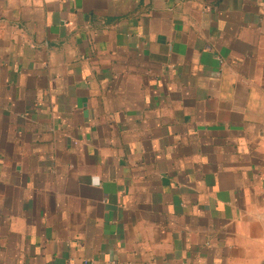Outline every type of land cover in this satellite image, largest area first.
Returning <instances> with one entry per match:
<instances>
[{
  "label": "crops",
  "instance_id": "obj_1",
  "mask_svg": "<svg viewBox=\"0 0 264 264\" xmlns=\"http://www.w3.org/2000/svg\"><path fill=\"white\" fill-rule=\"evenodd\" d=\"M0 264H264V0H0Z\"/></svg>",
  "mask_w": 264,
  "mask_h": 264
}]
</instances>
